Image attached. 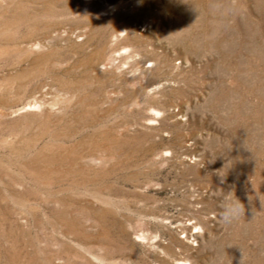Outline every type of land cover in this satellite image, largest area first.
Returning <instances> with one entry per match:
<instances>
[{
	"label": "rangeland",
	"instance_id": "rangeland-1",
	"mask_svg": "<svg viewBox=\"0 0 264 264\" xmlns=\"http://www.w3.org/2000/svg\"><path fill=\"white\" fill-rule=\"evenodd\" d=\"M0 264H264V0H0Z\"/></svg>",
	"mask_w": 264,
	"mask_h": 264
},
{
	"label": "clouds",
	"instance_id": "clouds-1",
	"mask_svg": "<svg viewBox=\"0 0 264 264\" xmlns=\"http://www.w3.org/2000/svg\"><path fill=\"white\" fill-rule=\"evenodd\" d=\"M242 205L238 201H231L229 204L226 206V210L223 213V218L224 219H230L234 218L239 214L241 211Z\"/></svg>",
	"mask_w": 264,
	"mask_h": 264
}]
</instances>
